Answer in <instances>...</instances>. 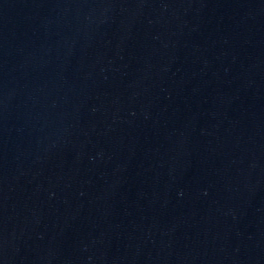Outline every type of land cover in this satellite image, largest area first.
I'll return each instance as SVG.
<instances>
[{"label":"water","instance_id":"95a60500","mask_svg":"<svg viewBox=\"0 0 264 264\" xmlns=\"http://www.w3.org/2000/svg\"><path fill=\"white\" fill-rule=\"evenodd\" d=\"M0 264H264V0H0Z\"/></svg>","mask_w":264,"mask_h":264}]
</instances>
